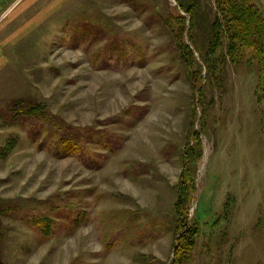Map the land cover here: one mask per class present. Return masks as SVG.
I'll return each mask as SVG.
<instances>
[{
    "label": "rangeland",
    "instance_id": "1",
    "mask_svg": "<svg viewBox=\"0 0 264 264\" xmlns=\"http://www.w3.org/2000/svg\"><path fill=\"white\" fill-rule=\"evenodd\" d=\"M254 2L264 13V0ZM178 7L0 0V148L18 139L0 159V204L11 208L0 218L5 264H170L182 230L172 235L164 221L191 134L201 156L189 217L197 213L202 229L185 264H264V69L251 55L235 64L215 59L202 66L201 92L192 87L181 66L195 68L199 57L192 50V61L182 58L168 29L177 32L170 13L178 12L188 43L190 17ZM83 22L95 26L87 39L74 27ZM214 72L223 73L222 86ZM24 98L45 101L86 139L82 153L61 155L53 139L44 142L46 120L12 121L7 104ZM227 200L226 231H217L208 259L203 238L214 237L209 226Z\"/></svg>",
    "mask_w": 264,
    "mask_h": 264
},
{
    "label": "trees",
    "instance_id": "2",
    "mask_svg": "<svg viewBox=\"0 0 264 264\" xmlns=\"http://www.w3.org/2000/svg\"><path fill=\"white\" fill-rule=\"evenodd\" d=\"M177 2L180 6L177 8L178 11L179 9H184L190 17L188 43H185L182 37L185 18L180 16L178 12L170 13L174 14L172 20L173 24L175 23L174 26L177 27V32L174 33L176 30L172 29L173 27L167 26L170 39L175 43L176 49L182 58L192 61V50L196 52L199 57L200 64H196L195 68H189V65L188 68L181 66V69H183L187 78H190V84L192 87H198L200 89L198 91L201 92L203 89V86L201 85L202 66L204 64L208 70L211 69L213 66L212 61L215 59L225 62L226 58L229 59L230 63L235 64L242 62L246 56L251 55V59L256 60L260 66L258 67V72H262L264 69V13L255 4L254 0H213L211 4H201L199 0H177ZM131 3L135 7L136 4L138 5L135 1ZM156 11L159 10L157 9ZM210 13L211 17H209ZM74 27L76 29L78 28L81 37H85L86 39L95 29V26L92 25L91 27H88V25H85V22L81 25H74ZM70 28L72 27L70 26ZM115 43L117 42L110 41L107 46L111 49L112 47L115 48V45L118 46ZM104 50L107 52L109 51L105 48ZM113 51H117V49L115 48ZM215 54H217V56H215ZM118 55L122 56V51L117 53V58H119ZM221 74L223 75L222 72ZM221 74H215V72L212 73L214 78L218 77L217 79L219 80L220 86H222L220 78ZM208 76L209 73L206 71V82ZM260 82L261 85L259 84ZM259 83L258 87L261 86L262 89L264 81L260 80ZM200 95L201 94H199V98ZM7 105L9 106H6L5 111L10 115L12 121H20L24 118H40L41 120L48 121L49 123L47 125L51 129L46 131L45 135H43V139L47 138L44 142L53 139L54 146L61 155H79L82 153L84 138L79 134L76 135L73 132H69L71 129L66 130V123L62 119H57V116L54 114L49 113L48 104L45 101H35L30 99L16 100L11 105ZM191 110L194 111L191 114L193 115L192 117L194 120L196 116L194 106ZM200 121L203 123L202 119ZM192 135L193 134H191L190 139L188 138V135L184 136V145L179 151L180 154H178L181 161V170L174 192L173 213L168 214V221H164L165 229L170 231L172 235L180 229L182 230L181 239L179 240L180 242L177 243V246L175 247V256L170 264H185V261L188 262L189 253L196 248L198 244L197 240L199 239V236H201L202 223L199 221L197 213L193 214L192 217H189L190 203L196 192V162L201 156L200 140L198 141L197 138H194ZM101 139L105 143L108 138L106 139V137H102ZM84 140L86 143V139ZM192 140H197L196 144H193ZM17 141L18 139L14 136L6 141V144L0 148V159H4L8 153L15 149ZM125 199H128V197H125ZM230 205L232 206L230 201H225L223 204L222 215H219L209 226L211 227L209 232L211 231L214 237L212 238L210 234V236H206V239L205 237L203 238V241L205 242L203 245L205 257L208 259H211L210 255L213 253L212 249H217V231H220V234L226 231L221 228L226 227V225L221 227L220 225L223 221L229 219ZM10 209L9 206L7 207L0 204V218L2 215L8 214ZM134 215H136V212H134ZM129 219L134 220V217L130 216L128 220ZM77 220L78 218L75 217L73 221ZM40 223V227L43 231L49 226L45 221ZM123 225L127 226V224ZM159 225L163 224L160 222ZM0 264H5L1 254Z\"/></svg>",
    "mask_w": 264,
    "mask_h": 264
}]
</instances>
